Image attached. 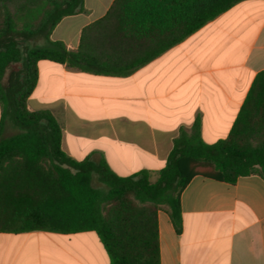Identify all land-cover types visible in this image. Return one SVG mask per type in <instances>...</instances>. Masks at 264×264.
<instances>
[{"label":"trees","instance_id":"1","mask_svg":"<svg viewBox=\"0 0 264 264\" xmlns=\"http://www.w3.org/2000/svg\"><path fill=\"white\" fill-rule=\"evenodd\" d=\"M241 1L115 0L69 50L51 35L63 18L84 11V0H0V232L93 231L111 264H161L158 211L167 208L181 234V194L194 176L231 184L251 174L264 178V71L227 138L205 143L196 119L181 129L155 180L147 170L118 176L103 156L73 159L62 150L55 115L27 107L40 60L127 76ZM35 38L44 43L29 46ZM14 63L21 68L6 77ZM8 124L16 132L7 136Z\"/></svg>","mask_w":264,"mask_h":264},{"label":"crops","instance_id":"2","mask_svg":"<svg viewBox=\"0 0 264 264\" xmlns=\"http://www.w3.org/2000/svg\"><path fill=\"white\" fill-rule=\"evenodd\" d=\"M114 1L84 0V11L63 18L51 39L76 50L82 30ZM38 70L27 107L55 115L67 155L103 156L118 176L147 170L155 180L181 129L190 130L196 119L207 144L229 135L264 71V0L237 3L127 76L49 60H40ZM1 114L0 103V121ZM181 212L179 234L167 208L158 211L161 264H264L261 176L231 184L196 175L182 191ZM92 232H0V264H111Z\"/></svg>","mask_w":264,"mask_h":264},{"label":"rangeland","instance_id":"3","mask_svg":"<svg viewBox=\"0 0 264 264\" xmlns=\"http://www.w3.org/2000/svg\"><path fill=\"white\" fill-rule=\"evenodd\" d=\"M43 43H44V41H43L42 38H35V39H33V40H31V41L29 42V46H35L36 44H43ZM21 66H22L21 63H14V64H11V65L8 67V69H7L6 77L8 76V74H9L11 71L18 70V69L21 68ZM5 80H6V78H5ZM5 80H4V81H5ZM15 132H16V129H15L11 124H9L8 127H7V129H6V131H5V135H11V134H13V133H15ZM93 184H94L95 186H97V187L102 188V189H105V190L107 189V187H106L105 185L101 184L96 178L94 179ZM92 233H94V234L96 235L95 232H92ZM96 236H97V235H96Z\"/></svg>","mask_w":264,"mask_h":264}]
</instances>
